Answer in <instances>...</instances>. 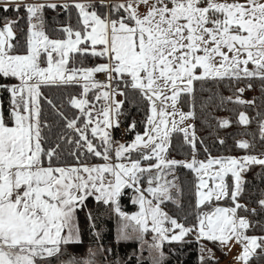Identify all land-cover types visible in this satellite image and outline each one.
<instances>
[{
	"label": "snow or ice",
	"instance_id": "6c2138e0",
	"mask_svg": "<svg viewBox=\"0 0 264 264\" xmlns=\"http://www.w3.org/2000/svg\"><path fill=\"white\" fill-rule=\"evenodd\" d=\"M47 8L75 9L76 26H63L60 38H51L44 30ZM0 11L17 17L0 20V91L9 100L7 111L0 104V264H52L67 246L80 244L77 213L89 198L119 217V239L138 240L143 248L145 235L152 233L147 249L156 255L151 264H163L165 243L184 242L190 234L222 249L238 244L237 264L264 258V235H247L251 223L238 210L248 209L237 199L243 173L264 166V152L198 160L195 129L182 127L194 111L180 108L182 98L194 100L197 82L203 89L208 81L235 83L227 102L255 105V99L243 97L253 80L261 81L264 90V0H100L99 5L0 0ZM20 18L27 22L22 45L16 36ZM89 57L102 62L85 66ZM98 73L104 81L96 79ZM244 81L246 86L238 87ZM77 86L80 97L68 101L79 112L72 118L43 97L44 87ZM93 90L94 99L104 102L99 108L87 98ZM128 90L146 102V127L131 143L113 149L109 129L119 127L124 104L116 97L127 99ZM42 99L68 131L53 132L43 118ZM238 123L248 126L251 120L240 112ZM218 124L229 127L230 121ZM135 127L133 122L128 130ZM258 129L264 142V118ZM176 132L190 145V160L168 157ZM237 146L252 147L248 141ZM89 156L103 163L91 164ZM178 168L195 175L199 211L191 226L165 210L169 203L182 209ZM126 190L139 208L131 215L121 210ZM222 199L233 206L213 203ZM258 203L264 209V198ZM206 205L210 210H203ZM88 218L93 219L91 213ZM99 251L111 250L100 246ZM205 251L211 252L201 247V264ZM96 255L89 249L67 264H96Z\"/></svg>",
	"mask_w": 264,
	"mask_h": 264
},
{
	"label": "trees",
	"instance_id": "16d2710c",
	"mask_svg": "<svg viewBox=\"0 0 264 264\" xmlns=\"http://www.w3.org/2000/svg\"><path fill=\"white\" fill-rule=\"evenodd\" d=\"M90 2L99 5L100 1ZM54 3L66 4L61 2ZM4 16L10 19L17 18L15 13L0 11V20ZM21 16L23 17V13ZM43 16L44 30L51 38H60L61 33L58 30L61 27L67 25L75 27L77 24V12L75 9L65 11L62 8L55 10L47 8ZM26 32V18H20L16 26V36L17 41L21 45L24 43ZM99 62L102 61L89 57L85 61V66H92ZM246 83L248 82H241L238 87H245ZM251 83L253 85L252 89L245 91L243 98L246 100L255 99L256 103L252 106L227 102L226 98L233 96L234 89L237 87L235 83H229L228 81L220 84L208 81L204 83L203 89H201L200 83L197 82L194 100L190 97L182 98L181 110H192L195 114L192 124L197 137L198 160H207L209 157L228 158L235 155H260L264 152V142L259 140L258 129L260 120L264 118V90H262L261 81L253 80ZM81 91V88L78 86L42 88L43 97L52 100L69 118H72L74 114L79 115L78 110L72 108L68 103L69 98L80 97ZM94 91H90L87 98L98 108L100 101L94 99ZM121 100L124 101V104L121 109V115L118 118L119 127H123L124 129V138L131 139L136 133L141 134L145 130L146 124L144 121L148 113L147 105L146 102L141 100L131 90H128V98L125 99V97L121 96ZM222 101L224 102L222 103ZM0 104L7 111L9 104L8 93L0 91ZM41 106L43 118L53 126L54 133L68 131L62 127L63 122L56 116L46 100L42 99ZM240 112H244L249 116L251 123L248 126L238 123ZM224 119L230 121L229 127L219 126L218 122ZM133 122H135L136 127L133 131H129L128 129ZM118 128H112V137L115 139L121 135L118 133ZM220 140H223L224 143L221 144ZM239 141H248L252 147L248 150L240 149L237 146ZM94 142L100 143L98 140ZM191 154L192 149L185 142L183 133H173L168 149V157L182 161L190 158ZM132 155L136 157L137 153L134 152ZM97 160L99 158L89 156L88 162H95ZM176 175L179 177V183L183 188L182 209L169 203L165 210L177 218L178 222L191 226L194 223L195 212L199 211L194 208L195 175L186 168H178ZM227 179L231 183L230 177H227ZM243 179V191L237 199L248 210H238V215L246 217L251 223V227L247 230V235H264V209L258 203L260 199L264 198V166H251L249 170L243 173ZM144 186L146 187L147 185L145 184ZM126 191L128 194L120 200L121 210L132 211L135 208V204L131 202L132 192L131 190ZM213 203L233 206L230 199H222L219 202L214 201ZM85 204L86 207L77 213L81 243L67 246L58 257L52 258L53 263L62 258L70 259L71 256L83 257L92 246H103L111 250L109 253L101 252L100 254L101 259L107 260L109 264H138V259L140 260V264H150L145 245L141 248L137 240H118L115 238V212L108 206L97 203L93 198H89ZM209 209L210 206L206 205L203 210L207 211ZM89 213H91L93 218L91 221L88 218ZM150 235L151 233H147L145 237H149ZM204 244L214 248L216 251L220 249L218 244L203 240L197 242L194 234L186 236L184 242L165 243L163 246V264H201L200 248ZM216 262L215 258L203 256V264H216ZM250 264H264V258L254 257L250 261Z\"/></svg>",
	"mask_w": 264,
	"mask_h": 264
},
{
	"label": "rangeland",
	"instance_id": "374dc122",
	"mask_svg": "<svg viewBox=\"0 0 264 264\" xmlns=\"http://www.w3.org/2000/svg\"><path fill=\"white\" fill-rule=\"evenodd\" d=\"M90 1H100V0H90ZM28 2H43V3L61 2V3H68V2H72V1H70V0H28ZM84 2H89V0H84ZM116 99L117 100H121V96H117ZM103 103H104L103 101H100L99 107ZM184 112H187V111H184ZM188 124H190V125L193 126L192 119L187 120L185 122V125H182V127L183 126H186ZM109 131H110L111 138H112V142H113V149H115L119 144H128V143H131L134 140V138H135V135H134L131 139H125L124 136H123L124 133L123 132L122 133L118 132L121 135L118 138L115 139V138L112 137V128L109 129ZM141 134H143V133H141ZM113 155H114V153H113ZM243 156H245V155H235V156H231V157H233V158H241ZM256 156H260V155H256ZM261 158H264V157H261ZM190 159H191V157L188 158V159H185V160H190ZM182 161H184V160H182ZM201 161H206V160H201ZM89 163H91V164H101V163H103V161L99 159V160H97L95 162H89ZM229 177H230V182H231L232 181V178H231V176H229ZM227 181L229 182L228 179H227ZM219 206H222V207H231V206H227V205H219ZM138 210H139L138 205H135L134 210H132V211H124V212H126V213H128V214L131 215V214L136 213ZM119 224H120L119 217L116 215L115 227H114V234H115V238L116 239L121 240V239L118 238ZM130 240H135V239H130ZM145 241H147V243L145 244L146 251H147V258L149 259V262L151 264L152 256H155L156 255V253L153 252L151 254V256H150V253H149V251L147 249V245L152 242V233H151V235L149 237H145ZM139 244H140V247H141L140 241H139ZM202 247H204L205 249H210L211 250L210 253L208 251H205L203 253V256L210 257V258H215L217 260L216 264H237V262L235 260V257L239 253V251H240V246L238 244H234L233 243V245L231 246V250H229V248H227V247H225V248L222 249L221 246H219L220 249L218 251H216L214 248L209 247V246H207L205 244ZM89 249H92V250H94V251L97 252V255L95 257L96 264H109V262L107 260L101 259L100 254H101L102 251H99L100 247L92 246ZM200 252H201V248H200ZM68 260L69 259L62 258L61 260H57L56 263H53L52 262V264H67V261Z\"/></svg>",
	"mask_w": 264,
	"mask_h": 264
},
{
	"label": "built area",
	"instance_id": "2783aa9c",
	"mask_svg": "<svg viewBox=\"0 0 264 264\" xmlns=\"http://www.w3.org/2000/svg\"><path fill=\"white\" fill-rule=\"evenodd\" d=\"M96 79L99 80V81H104V80H105V76H104L103 73H98V74L96 75ZM118 132H120V133L124 132L123 127H119V128H118Z\"/></svg>",
	"mask_w": 264,
	"mask_h": 264
},
{
	"label": "crops",
	"instance_id": "0c3cea01",
	"mask_svg": "<svg viewBox=\"0 0 264 264\" xmlns=\"http://www.w3.org/2000/svg\"><path fill=\"white\" fill-rule=\"evenodd\" d=\"M70 1H72V0H70ZM109 2H113V0H110ZM210 210V209H209Z\"/></svg>",
	"mask_w": 264,
	"mask_h": 264
},
{
	"label": "water",
	"instance_id": "95a60500",
	"mask_svg": "<svg viewBox=\"0 0 264 264\" xmlns=\"http://www.w3.org/2000/svg\"><path fill=\"white\" fill-rule=\"evenodd\" d=\"M241 204V203H240Z\"/></svg>",
	"mask_w": 264,
	"mask_h": 264
}]
</instances>
